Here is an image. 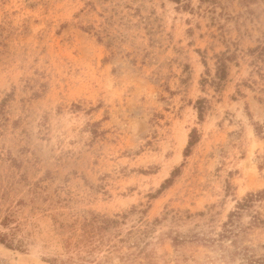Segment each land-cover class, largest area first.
I'll list each match as a JSON object with an SVG mask.
<instances>
[{"label": "rangeland", "instance_id": "374dc122", "mask_svg": "<svg viewBox=\"0 0 264 264\" xmlns=\"http://www.w3.org/2000/svg\"><path fill=\"white\" fill-rule=\"evenodd\" d=\"M263 123L264 0H0V264L262 256Z\"/></svg>", "mask_w": 264, "mask_h": 264}, {"label": "trees", "instance_id": "16d2710c", "mask_svg": "<svg viewBox=\"0 0 264 264\" xmlns=\"http://www.w3.org/2000/svg\"><path fill=\"white\" fill-rule=\"evenodd\" d=\"M219 78L220 79L225 78V74L223 73V71H220ZM198 103L200 104L201 102H198ZM199 111H200V115H201V107H199ZM256 130H257V132H258L259 135H262L264 137V123L263 124H257L256 125ZM107 221H111V219H107ZM231 222L232 221H230V223ZM226 226H227L226 227V231H225L226 234L232 233L233 231L230 228H228L229 227V224H226ZM221 237H228V235L222 234ZM0 242L6 244L8 246H12L13 245V241H11L10 239H8L1 232H0ZM243 249H245V250L242 252V254H243L242 256H243L244 260L247 262V264H264V254L262 256L258 257V256H256L253 253L250 254L249 253V250L250 249L248 247H243Z\"/></svg>", "mask_w": 264, "mask_h": 264}]
</instances>
